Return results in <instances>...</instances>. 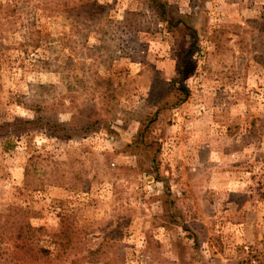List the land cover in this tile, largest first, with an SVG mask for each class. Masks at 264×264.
<instances>
[{
    "label": "rangeland",
    "instance_id": "obj_1",
    "mask_svg": "<svg viewBox=\"0 0 264 264\" xmlns=\"http://www.w3.org/2000/svg\"><path fill=\"white\" fill-rule=\"evenodd\" d=\"M162 1L190 56L146 0H0V124L102 120L1 140L0 211L71 236L67 261L41 239L52 260L0 264H264V0Z\"/></svg>",
    "mask_w": 264,
    "mask_h": 264
},
{
    "label": "trees",
    "instance_id": "obj_2",
    "mask_svg": "<svg viewBox=\"0 0 264 264\" xmlns=\"http://www.w3.org/2000/svg\"><path fill=\"white\" fill-rule=\"evenodd\" d=\"M83 1L84 0H79L81 4ZM146 3L150 8L151 13L162 22L168 23L171 28L186 33L192 32L194 34L192 45L185 53V55L190 56L198 39L195 28L185 20L172 19L169 15L168 5L162 0H146ZM1 7H3V5H1ZM5 7L8 8L9 5L7 4ZM47 7L48 5L45 4L44 8L46 10L50 9ZM89 9L93 12L96 9H100V6L96 1H93L92 7ZM91 11L90 15L93 16ZM140 17L141 14L139 13H125L122 22L119 23V29L129 34L139 32V26L136 25ZM128 53L127 48L123 46L120 50V56L129 57ZM183 66L184 61L181 60V62L177 63L178 76L174 77L170 82L173 90H177L176 106L185 102L187 99L186 88L178 86L182 79ZM101 123V118L92 114L90 117L83 115L75 116L71 123L60 124L52 120L44 119L38 110L37 117L34 120L0 124V142L3 138L8 137L9 135L18 134L21 131L31 129H44L57 134L62 139L71 140L75 137H82L95 133L99 130V125ZM168 210H170V206L167 209V213L169 212ZM70 236V227L65 224L61 226L60 232L49 234L44 227L33 226L29 220H27V214L20 209L9 208L6 212L0 211V247L3 245H9V250H11L14 260L18 259V255H21L20 259L24 260L22 261L24 263L38 261L43 263L49 261V259L52 260L51 258L46 257V252L39 247V243L42 242L41 239L46 240L47 247L54 246L57 249H63L65 251L66 245L70 242ZM68 255L70 254L66 253V251L61 253V260L64 259L63 261H67L69 258ZM53 257L55 256L53 255Z\"/></svg>",
    "mask_w": 264,
    "mask_h": 264
}]
</instances>
